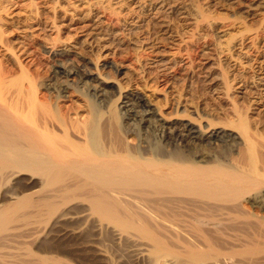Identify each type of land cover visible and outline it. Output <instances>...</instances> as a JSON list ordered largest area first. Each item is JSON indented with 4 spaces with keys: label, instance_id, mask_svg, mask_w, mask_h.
Instances as JSON below:
<instances>
[{
    "label": "bare ground",
    "instance_id": "6f19581e",
    "mask_svg": "<svg viewBox=\"0 0 264 264\" xmlns=\"http://www.w3.org/2000/svg\"><path fill=\"white\" fill-rule=\"evenodd\" d=\"M3 1L0 264H72L60 258L62 251L57 256L47 250L46 237L54 228L61 237L84 236L83 244L106 262L114 256L136 264H229L241 252L250 258L238 264H264V215L256 218L240 210L249 205L264 212L259 161L264 159L259 157L264 155V117L248 116L252 111L264 115V0H40L44 18L34 0L18 12H11L16 1L1 6ZM41 26L49 32L71 28L79 41L63 47L65 42L27 35ZM207 31L210 40L195 74L186 45ZM27 36L49 56L63 48L95 66L124 59L127 65L118 69L133 68L143 89L163 84L173 95V128L154 143L148 140L149 150L105 139L104 119L127 136L120 128L121 115L112 109L121 100L124 86H119V96L109 99L106 110L93 101L85 106L90 118L86 131L58 133L54 115L39 108L40 77L22 63V56H32L23 47ZM193 79L211 99L229 104L222 118L201 107ZM188 114L195 116L197 131L184 122ZM234 135L237 158L233 145L190 142L202 137L226 142ZM234 225L258 231L246 240L226 232ZM217 239L229 251L213 249Z\"/></svg>",
    "mask_w": 264,
    "mask_h": 264
},
{
    "label": "rangeland",
    "instance_id": "374dc122",
    "mask_svg": "<svg viewBox=\"0 0 264 264\" xmlns=\"http://www.w3.org/2000/svg\"><path fill=\"white\" fill-rule=\"evenodd\" d=\"M11 1L17 2V6L11 12H18V10L21 11L25 8V5L29 3L28 0H4L1 3V6H6ZM34 5V7L37 8V10L35 11H38L40 14L42 13L40 15L41 17L44 18L45 16H47V14L45 13L46 11L43 9V4L40 2V0H34ZM58 22L59 21L57 20V24L59 25ZM43 27L44 26H41L36 31H29L27 35H41L43 36L41 38H45L47 39V41L49 40L48 42L50 43L56 40H58V42L56 41L57 44H59V42H65V45L63 47H66L67 44H74L79 41L78 38L75 36V32L70 31L71 28L60 29L61 31L53 30L49 32L46 31L47 29H45V27ZM11 28L12 27H8L7 31L11 32ZM197 35L193 41L194 44L192 42L186 45V47L189 49V55L191 56H189V58L190 60L192 59V61H190V65L192 64L191 69L195 74L200 71V56L205 51L204 49L206 48L210 40V32H199ZM28 36L25 38V46L23 47L26 50V54H32V56H22V63L26 66L28 70L32 71L30 73H33L35 76L40 77V80L38 81L37 95L39 96L40 104H42L39 108H42V111L46 112L47 114L49 113L52 116L54 115L53 117L56 118L55 120L58 125V133H62L64 130H67L68 132L71 131L70 133L72 134V136H78L79 134L86 131L90 124V118L86 113L85 106L93 101L99 106H101L102 109L104 108L103 110H106L111 105L109 99H116L119 96V86H124L123 91L121 93V100L119 101V103L117 102L112 109L118 111L121 115L120 128H123L125 131H127V136H123L120 133L116 123H114L113 121H106L104 119V121L101 122V128L102 133H104V136H106L104 137L105 139L109 140L110 138V140H112L115 144L118 145L123 144L128 145L130 147L139 146L149 150L151 147L147 146L146 142L148 140H152V142L154 143L156 142V139L163 135V133H169L170 128H173L172 124L174 123L173 118L176 111V107L174 104L173 95L171 93H166L167 89L165 85L162 86V84L160 86L151 84L150 86V84H148V87H146V89H143L142 87L144 86V83L137 77V74L135 73V70L133 68L125 67L120 70L118 69V66L120 64H123L124 66L127 65V62H125L124 59L120 57H115L112 61H108L106 63L100 61L98 65L95 66L94 61H92L91 59H85L75 53L71 54L68 51H63L65 50L63 48L61 51L59 50L57 53H54L53 55L49 56L50 53L45 54V50L42 49V45L40 44V42H33L34 40H32ZM30 41L32 42L30 43ZM196 42L198 43L196 44ZM55 49L58 50L61 48ZM30 58L33 60V62L29 61L31 60ZM128 59L129 57H127V60ZM198 65L199 68H197ZM95 67L97 68V70H95ZM193 81H195V83H193V88L196 95L202 96L201 107H208L209 109L211 108L210 110L213 111L216 118H222L221 115L222 113L226 112V109L229 104L225 102V100L211 99L210 95L206 94V87L202 85L201 82L196 81L195 79H193ZM125 84L128 85L125 86ZM134 86H137L138 90L135 89ZM108 91H110V93ZM137 92H139L138 95H135V93ZM230 96L235 97L234 94H230ZM165 100L167 101V104H165ZM39 110L40 109H38V111L36 112L37 118L42 117V115H40L42 114V111ZM193 116L194 115L192 114H188V116L185 117L183 120H185L184 122H191L192 125H194V131H197V126L199 125L197 122L193 121L195 119V116ZM248 116L253 119L257 118L256 120L259 121L262 117H264L263 114H255L254 111L249 112ZM104 130H106L107 132ZM233 137L234 140L232 139V137H228L233 140L232 143L230 139H225L226 142H221V140L223 141L224 138H219L215 141L214 139L206 137H202L199 140L194 139L190 142H192L195 146H206V144H211L213 147L214 144H218L220 148H223V146H227L228 148H230L229 146L233 145L234 147H231L233 149L235 157L237 158V154L240 157V152L238 146L234 145L233 143L237 140L236 136L234 135ZM209 140L211 142H209ZM259 157H264V155H260ZM259 161L261 162V166L264 168V159L261 158ZM245 206L246 208H244ZM240 210L256 218H261L264 215V212H259L258 209H252L249 205H244L243 207H241ZM237 226L238 227H236L235 225L232 227H228V229H226V232L231 235L239 234L243 239L247 240V235V237H251L254 234L253 232L258 231L255 229L256 227L252 226H248V228L244 225ZM239 227L241 228V230H239ZM250 227H252L253 229ZM229 228H233L235 229V231L231 232V230L233 229L230 230ZM56 230L57 228L52 229V231L47 235L46 247L52 255L58 256V253L61 254L62 251V254L64 253L65 255L61 254L60 258L65 260L67 263V260H71L72 264H117V262L118 264H121L123 262L117 261V258L114 256H110V260H107L108 262H106V260H104L100 256L99 258H97L98 255L96 254V252L83 244V241L85 240L84 236L81 235L77 238H70V236L61 237L59 234H57ZM228 231H230L231 233ZM244 231L247 233H245ZM243 233L245 236L243 235ZM261 233L263 234L262 237L264 240V232L261 231ZM219 243H221L220 246H217ZM263 245L264 244H261L260 246L262 247V250L264 252ZM217 247L224 248V250H226L227 248L226 251H229L228 246L226 247L225 244L223 245L221 239L214 240L213 249H219ZM84 249L86 250L84 251ZM88 249L92 253H90ZM65 251L69 254H66ZM70 254L72 256H69ZM240 254L244 253L240 252L238 254L240 258L238 256L237 258L234 257L229 264H238L237 262H239L240 260L250 258V255L245 254L242 256ZM123 264L136 263L132 262L131 260H124Z\"/></svg>",
    "mask_w": 264,
    "mask_h": 264
}]
</instances>
